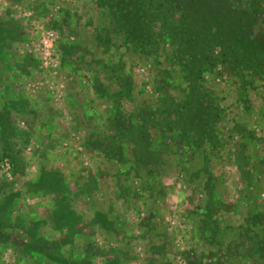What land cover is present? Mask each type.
I'll use <instances>...</instances> for the list:
<instances>
[{
    "label": "rangeland",
    "instance_id": "374dc122",
    "mask_svg": "<svg viewBox=\"0 0 264 264\" xmlns=\"http://www.w3.org/2000/svg\"><path fill=\"white\" fill-rule=\"evenodd\" d=\"M0 264H264V0H0Z\"/></svg>",
    "mask_w": 264,
    "mask_h": 264
}]
</instances>
